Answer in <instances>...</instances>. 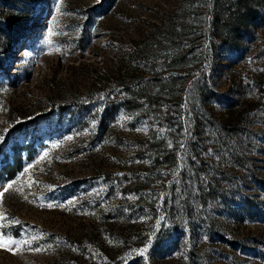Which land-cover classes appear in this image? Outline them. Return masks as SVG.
Here are the masks:
<instances>
[{
    "label": "rangeland",
    "instance_id": "rangeland-1",
    "mask_svg": "<svg viewBox=\"0 0 264 264\" xmlns=\"http://www.w3.org/2000/svg\"><path fill=\"white\" fill-rule=\"evenodd\" d=\"M0 264H264V0H0Z\"/></svg>",
    "mask_w": 264,
    "mask_h": 264
}]
</instances>
